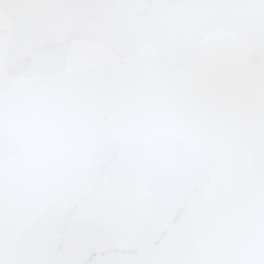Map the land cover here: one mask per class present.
I'll use <instances>...</instances> for the list:
<instances>
[{"label":"water","instance_id":"obj_1","mask_svg":"<svg viewBox=\"0 0 264 264\" xmlns=\"http://www.w3.org/2000/svg\"><path fill=\"white\" fill-rule=\"evenodd\" d=\"M264 233V0H0V264H228Z\"/></svg>","mask_w":264,"mask_h":264},{"label":"snow or ice","instance_id":"obj_2","mask_svg":"<svg viewBox=\"0 0 264 264\" xmlns=\"http://www.w3.org/2000/svg\"><path fill=\"white\" fill-rule=\"evenodd\" d=\"M228 264H264V233H261L259 240L246 250L242 258Z\"/></svg>","mask_w":264,"mask_h":264}]
</instances>
